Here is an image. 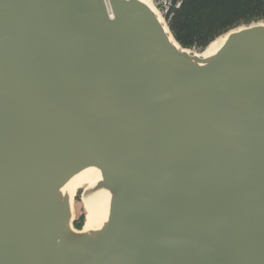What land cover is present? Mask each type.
<instances>
[{"label":"water","instance_id":"1","mask_svg":"<svg viewBox=\"0 0 264 264\" xmlns=\"http://www.w3.org/2000/svg\"><path fill=\"white\" fill-rule=\"evenodd\" d=\"M215 41L144 0H0V264H264V20Z\"/></svg>","mask_w":264,"mask_h":264},{"label":"trees","instance_id":"2","mask_svg":"<svg viewBox=\"0 0 264 264\" xmlns=\"http://www.w3.org/2000/svg\"><path fill=\"white\" fill-rule=\"evenodd\" d=\"M260 20H264V0H181L169 28L183 48L203 50L231 29ZM84 220L82 211L76 227L81 228Z\"/></svg>","mask_w":264,"mask_h":264},{"label":"bare ground","instance_id":"3","mask_svg":"<svg viewBox=\"0 0 264 264\" xmlns=\"http://www.w3.org/2000/svg\"><path fill=\"white\" fill-rule=\"evenodd\" d=\"M144 1H146L147 3H149L151 6H152V4L150 3V1L149 0H144ZM153 8V7H152ZM156 11V10H155ZM156 14H157V12H156ZM226 34V33H225ZM224 36V35H223ZM221 37V36H220ZM216 40H218V38L216 39ZM213 42H216L215 40L213 41ZM212 44V43H211ZM210 46L211 45H209L207 48H206V50L207 51H210L211 49H210ZM100 178V172L98 171V170H92L91 172H89V173H86L85 175H84V178H83V180H82V182L81 183H79L78 184V186H79V189H84L85 187H87V186H89V185H92L95 181H97L98 179ZM105 196L101 193V194H98V196H96V197H94V198H92V199H90V200H87L86 202H85V204L84 205H86V209H88L87 210V212H88V215L86 214V216L87 217H90L91 215H92V213L94 212V208H95V205H98V206H100V205H102L103 204V202H104V198Z\"/></svg>","mask_w":264,"mask_h":264},{"label":"built area","instance_id":"4","mask_svg":"<svg viewBox=\"0 0 264 264\" xmlns=\"http://www.w3.org/2000/svg\"><path fill=\"white\" fill-rule=\"evenodd\" d=\"M152 7L156 10L157 15L162 22L169 26L174 8L181 5V0H149Z\"/></svg>","mask_w":264,"mask_h":264},{"label":"rangeland","instance_id":"5","mask_svg":"<svg viewBox=\"0 0 264 264\" xmlns=\"http://www.w3.org/2000/svg\"><path fill=\"white\" fill-rule=\"evenodd\" d=\"M195 51V50H194ZM196 51H198V50H196ZM82 208V209H81ZM82 211H84L85 212V217H86V214H87V211H86V208L84 207V205L81 203V201H80V199H79V197H78V199L76 200V203H75V217H77L78 216V214L80 213V212H82ZM80 210V211H79ZM85 221V220H84Z\"/></svg>","mask_w":264,"mask_h":264}]
</instances>
